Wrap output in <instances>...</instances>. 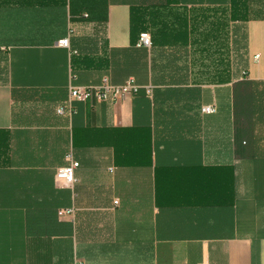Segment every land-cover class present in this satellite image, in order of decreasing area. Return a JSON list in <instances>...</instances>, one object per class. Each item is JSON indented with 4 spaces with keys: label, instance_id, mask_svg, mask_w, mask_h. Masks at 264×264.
I'll use <instances>...</instances> for the list:
<instances>
[{
    "label": "crops",
    "instance_id": "0c3cea01",
    "mask_svg": "<svg viewBox=\"0 0 264 264\" xmlns=\"http://www.w3.org/2000/svg\"><path fill=\"white\" fill-rule=\"evenodd\" d=\"M105 76L141 88L57 113ZM34 258L264 264V0H0V264Z\"/></svg>",
    "mask_w": 264,
    "mask_h": 264
},
{
    "label": "built area",
    "instance_id": "2783aa9c",
    "mask_svg": "<svg viewBox=\"0 0 264 264\" xmlns=\"http://www.w3.org/2000/svg\"><path fill=\"white\" fill-rule=\"evenodd\" d=\"M58 44L63 47H69L68 38H63L58 41ZM138 47L149 48L151 46L150 36L147 32H141L137 41ZM259 56L255 55L254 59H257ZM141 86H139L133 77L127 78L121 84H113L109 81L108 77H103L98 84L95 85H69L67 88V102L64 106L57 108L58 114H64L70 108V103L72 101H85L88 99H95L96 101H110L114 102L122 99L123 97L131 94H135L139 91ZM147 93L149 88H146ZM215 108L213 105L202 106L201 111L203 113H212ZM68 163L65 166L58 168L55 172V180L59 184L66 186H72L75 182V169L78 167V162L72 160L70 155H67ZM117 203V201H114ZM71 210H66L65 212L70 213ZM64 211L61 210L58 212L59 215L63 214Z\"/></svg>",
    "mask_w": 264,
    "mask_h": 264
},
{
    "label": "trees",
    "instance_id": "16d2710c",
    "mask_svg": "<svg viewBox=\"0 0 264 264\" xmlns=\"http://www.w3.org/2000/svg\"><path fill=\"white\" fill-rule=\"evenodd\" d=\"M130 32L136 33L138 37H139V34L141 32H146L142 10L136 9L133 13H131V16H130ZM150 40H151V48L154 49V46H155L154 42L155 41L152 39L151 36H150ZM34 264H35V258H34Z\"/></svg>",
    "mask_w": 264,
    "mask_h": 264
}]
</instances>
